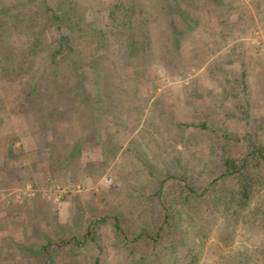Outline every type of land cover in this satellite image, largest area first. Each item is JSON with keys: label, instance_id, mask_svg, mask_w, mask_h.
Returning a JSON list of instances; mask_svg holds the SVG:
<instances>
[{"label": "rangeland", "instance_id": "rangeland-1", "mask_svg": "<svg viewBox=\"0 0 264 264\" xmlns=\"http://www.w3.org/2000/svg\"><path fill=\"white\" fill-rule=\"evenodd\" d=\"M75 2L79 14L71 9ZM47 4L51 8L58 7L36 13L32 0H0V22L4 19L6 24L16 27L18 21L24 24L26 20L23 19L28 15L32 21V16L39 18L41 22L36 24L37 28L32 27L34 22L31 24L27 21V24L31 26L29 32L36 29L42 35L43 47L46 48L57 47L58 35L53 27L60 33L69 32L70 35L73 34L74 24L83 26V32L98 27L100 33L95 30L93 38L79 42L77 49L80 62L85 64L82 66L83 86L92 95L94 92L91 89L95 88L91 85L93 69L99 66L92 63L101 60L106 54L111 55L115 43V38L108 37L107 33L111 27H117L116 5H131L135 10L140 9L131 15L130 18L135 20L131 27L136 28L145 20L143 25L146 33L139 38L148 43L145 53L150 64L145 65V74L135 91L140 104L134 102L127 107L132 111H129L128 125L131 124L134 130L138 125L133 134L138 131L139 136L133 139L138 145L140 139L145 147L137 145L131 148L128 145L119 153L127 136L124 138L122 131L118 132L121 125L114 123L110 127L113 135L110 139L113 143L111 152L116 151L113 145L120 146L116 153L120 155L115 164H100L94 160L97 158L95 150L98 144L89 138L92 135L80 141V151H75V154L69 155L71 158L66 159V154L74 144L72 132L76 116L70 117L68 112L65 118L60 119V116L55 115L49 120L50 132L36 135L23 114L10 113L8 93L15 86L25 91L36 81L30 78L34 76L32 70L22 68L25 63L32 68L25 51L19 53L21 58L15 59L19 54L12 58L22 66L15 72H0V106L4 107L0 110V165L3 158V162L9 163L5 167H12L8 168L9 172L13 170L25 182L13 187L11 183L0 179V264H66L65 255L78 261L68 264H95L92 257L99 246L103 249L101 255H104L100 264L111 263L107 260L108 249L117 251L116 255L122 257L123 250L134 244L123 235L120 226L139 227L141 223L144 227L151 226L148 221L133 219L132 213L128 211L121 214L119 219L114 218L110 211L119 207L128 208L134 200L118 196L108 199L107 195L110 192L126 196L127 184L132 192L136 190L133 183L139 181L140 176L143 178L144 172L131 179L125 173L127 169L133 173L139 166L131 162L133 157L137 161L143 157L146 161L149 151L146 146L152 149L153 139H159L160 148L164 147L163 151L168 152V155L161 156L167 158L173 155L177 163L170 165L171 170L165 168L159 171L161 174L150 172L151 175L163 176V192L166 193L165 197H172L173 202H165V213L169 211V216L161 226L162 229L168 228L169 233L151 241L152 246L147 244L150 252L145 264H156V261L157 264H241L240 254L243 253L242 260L246 258L248 264H255L251 253L260 247L257 245L263 237L256 234L260 228L254 225L253 228L248 227L249 222L245 219L255 203L264 198V192L255 195L243 210L244 221L241 219L235 225L236 233L228 234L226 222L223 219L216 222L214 219L219 215L213 213L207 203L208 190L204 194L201 191L218 177L223 168L221 163L227 155L242 157L264 145V0H48ZM35 9L39 8L36 6ZM187 12H190V18L183 15ZM200 14H203V20L196 18ZM51 15H56V19L51 20L53 25L42 28L44 20ZM90 21L94 22L87 26ZM172 30L178 35L176 46L172 41ZM22 31L27 30L23 28ZM79 36L82 38V32ZM29 37L31 35L26 39ZM124 38L129 40L132 37ZM18 39L24 50L30 46L21 37ZM16 45L18 43L15 41ZM38 54L44 55L45 52ZM38 60L35 59V62ZM44 62V68L48 70V62ZM65 65L62 62L58 69H70ZM41 67L43 69V65ZM3 74L12 77H3ZM69 75L65 77L66 86L61 85L62 92L69 86ZM56 82L50 83L45 91H57ZM56 97L52 93L51 102L47 103L51 108L64 103ZM14 101L18 108H24L19 101ZM90 105L94 108L102 106L96 99ZM139 111H143V116L140 122L132 125L138 121L134 117L139 116ZM154 130L159 132L160 137L153 134ZM171 144L173 147L169 149ZM31 149L35 150L29 151ZM30 152L36 153L32 154L36 156L34 166L32 155H28ZM217 158L220 161L218 165L215 164ZM79 163L90 171L81 182V172L76 168ZM141 166L146 167V164L142 163ZM30 167L39 173H30ZM29 174L33 181L28 179ZM62 176H65L64 180H61ZM170 178L174 180L173 184L168 183ZM118 179L123 187L111 189L110 186ZM30 195L48 201L51 215L45 221L44 217L38 218L39 227L32 228L29 223L22 231L14 229L12 224L21 225L22 218L15 212L12 214L14 205L10 204L22 203ZM64 198H68L67 206L61 204ZM93 201H99L98 206L94 203L93 207ZM46 206L39 205L38 215L47 210ZM7 212H11L10 217L5 215ZM61 217L64 219L62 223ZM44 226H47L45 232ZM43 247L50 250V257L46 258L44 251H41ZM152 258L155 260L152 261ZM112 261L116 264L114 258ZM120 262L124 263L123 260Z\"/></svg>", "mask_w": 264, "mask_h": 264}, {"label": "trees", "instance_id": "trees-1", "mask_svg": "<svg viewBox=\"0 0 264 264\" xmlns=\"http://www.w3.org/2000/svg\"><path fill=\"white\" fill-rule=\"evenodd\" d=\"M32 1L36 13L47 12L58 7V5H56L55 8H51L50 5L47 4L48 0ZM36 6L39 9L36 10ZM167 6L172 9L170 4H167ZM116 8L118 13L117 15L115 14V18L117 19L115 25L117 27H111L110 31L108 30L109 32L107 34L110 36L106 34L108 37L112 36L115 38V43L110 53L111 55L106 54L101 60H94L92 63L94 66L99 65L98 69H93L94 76L92 74L93 80H91V85L95 88H90L94 92L93 95L89 94L83 86L84 74L82 66L85 64L80 62L81 59L78 55L79 50L77 49H79V42L90 41L96 31L100 33L98 31L99 29L97 30L98 27H91L83 32V26L74 24L72 25V35H70L69 32H65V34L60 33L59 30L53 27L52 29L56 31L58 35L57 47L47 46L46 48V46L43 47L44 41L42 35L38 34L36 29H32L34 31L31 30V32H29V27L31 26L27 24V21L31 24L34 22L32 27L35 26V28H37L36 24L41 22L39 18L35 19V16H32L34 20L32 21L30 15H28L23 19L26 20L23 21L24 24H20L18 21L16 27L9 23L6 24L4 19L0 22V72H15V70L21 67L22 64L16 62L12 58H15L20 52L25 51L27 58L31 60L32 68L28 63L23 64L22 68L25 70H32L34 76L30 78L32 79L33 77V81L36 80L32 82L25 91H23V89H17L15 86V89H13L11 93H8L11 102L9 111L12 114H23L22 116L26 118V121L29 122L32 129L34 128L33 131L36 135L45 134L46 131L50 132L49 129L51 126L49 127V120H52L53 116L57 115L61 117L60 119H63L67 116L68 112V116L70 117L75 115L77 119L75 120L74 132H72L74 134V144L71 145L69 152L66 154V159L71 158L69 155L75 154V151H80L78 147L80 141L91 135L92 137L89 138H92L94 144L100 143L102 148L107 152L112 150L110 147H112L113 143L110 139L113 135L110 131V127L114 123L121 125L118 132L122 131V134L125 135L124 138L132 134L138 127L137 125L134 130V128H131V124L128 125L129 111H131V108L128 109L127 106L137 102L135 91L139 85V80H141L145 74V65L147 66L150 64L149 57L145 53V46L148 43H145V40L143 41L139 38V36L143 37L146 33V29L143 25L145 24V20L142 21V25L132 28L131 25L135 20L130 17L140 9L135 10V7H131V5L127 7L121 4L116 5ZM71 9L75 14H79L77 2L72 4ZM183 15L190 18V12L184 13ZM199 17L203 20V14L196 16V18L200 20ZM53 18L56 19V15L47 17V19L44 20L42 28H44V26L48 28V26L53 25L51 22ZM93 22H88L87 26H91ZM23 28L27 31H22ZM88 30H90L89 33H87ZM76 31H78V34H76ZM81 32L82 38L80 36L77 37ZM30 35L31 37L26 39ZM127 36L132 38L126 40L124 37ZM19 37L30 44L26 50H24L23 46L20 47ZM171 37L176 46L178 35L175 30L171 31ZM15 41L18 43L16 47L14 46ZM173 42L171 44H174ZM41 51L45 52V54H38ZM18 58H21L20 54L15 59ZM35 59L40 60L35 62ZM44 61H46V63L48 62L50 66L48 70L44 68L46 65ZM62 62H65V67H70V69H58ZM42 65L43 69L41 67ZM68 74L70 75L67 84H69L70 87L67 85L66 91L62 92L61 85L66 86L65 82L67 79H65V77ZM2 76L12 77L9 74H3ZM57 80L60 81L56 82ZM52 82L58 84V86L55 87L57 91H45V88ZM20 91L23 92L20 93ZM52 93L54 96H57L56 98L64 101L62 105L58 104L57 108H51L47 105L48 102H51ZM97 93L98 96L96 97ZM89 95H92V97ZM77 96H79V99ZM95 99L96 101L99 100L102 106H97L95 108L91 107L90 103ZM14 100L19 101L21 105H24V108H18ZM138 101L140 104L139 99ZM136 104L139 105L138 102ZM134 107L137 108L136 106ZM3 108V106H0V110ZM142 116L143 111H139V116L134 117L138 121L133 122L132 125H136V123L140 122ZM77 121L79 123H77ZM8 148L11 149L12 146L9 145ZM113 148L118 150L116 145H113ZM218 158L216 159L217 162H215L216 165L220 164ZM221 164L223 168L218 174V177L212 180L210 184L204 185L205 187L202 190L203 192L201 191V194H204L205 190H208L209 199L207 203L210 205L212 212L219 215V217H214V219L216 222L218 219H223L226 222V227L229 230L228 234L232 232L236 233V229L234 231L235 225L241 219L244 221L242 217L243 210L249 206L255 195L262 191L264 192V145L251 150L247 155L242 157H231L227 155ZM191 190L193 191V189ZM246 218L245 220L249 222L248 227L253 228L254 225L260 228V233L257 232L256 234H261L263 238L259 245H257L260 247H256L251 255L255 258V264H264V198L255 203L253 209H251L249 213L247 212ZM158 223L159 222L153 223L155 228L158 226ZM161 226L162 225L158 227L159 230H161ZM162 230L163 235L169 233L168 228ZM256 231L257 229L253 230V233ZM87 232H89V230H87ZM83 242H86V238ZM41 251H44L46 258L51 256V252L48 248L43 247ZM101 253H103V249L99 246L96 254L92 257L95 264H99L101 257L104 256L103 254L101 255ZM240 255L242 256H240L239 262L241 264H248L249 260L246 258L242 260L244 253ZM73 262L78 261L75 258L69 259L65 255L64 263L68 264Z\"/></svg>", "mask_w": 264, "mask_h": 264}, {"label": "crops", "instance_id": "crops-1", "mask_svg": "<svg viewBox=\"0 0 264 264\" xmlns=\"http://www.w3.org/2000/svg\"><path fill=\"white\" fill-rule=\"evenodd\" d=\"M152 132L154 135L160 137L159 132L157 130H154ZM135 136H137V137L139 136L138 131L134 134L132 133V134L128 135L127 139L124 140V142H123V147L120 148V146H119L118 150H116L115 152H111V153H108L106 150H104L102 148L100 143H97L98 147L95 150V154L97 155V158L94 160L96 162H100V164H103L106 162L107 164L112 166V164H115L116 160L118 159V156L120 155V154H118V155L116 154L119 151V148H120L119 153H121V152H123V149L128 145H131V148L138 145V143L135 142L133 139ZM46 138L50 139L51 137H46ZM138 140H139L138 146L144 148L145 146H143L141 144V142H140L141 140L140 139H138ZM152 144H153L152 149L150 147L146 146V148L149 149L148 153L147 154L145 153L146 154V159H145L146 161H144L143 157H140L139 161H137L133 157L131 162H134L135 164H137L139 166L136 168L135 172L132 173V172H130V169H127L129 172L126 171V173H125L126 174L125 176H127L131 179L132 176H134V175L138 176V174H141L144 172L143 178H141L142 176H140L138 179L139 181H136L133 183L134 187H136V190L134 192H132L130 189L127 188L129 186L127 184V185H125L126 189H127L126 196L124 194L117 195L116 193H110V192L107 195L108 199H110V198L115 199L116 196H118V198L128 199L130 197V198H132V200H134V201H131V206L130 207L128 206V208L122 209L121 207H119L117 210L114 209L113 211H110L111 214H113L114 218L119 219L121 214H124V212L128 211V213H132L131 217L133 219H141L145 222L148 221V224H150L151 227L150 228L144 227V225L142 223H141V225H139V227H133V225L127 226V227H121L120 226L121 230L123 231V235H126L127 237H129L131 244L132 245L134 244V246L130 247L129 249L123 250L122 253L124 255L122 257L116 255L117 251L111 252L108 249V252H107L108 259L107 260H108V262L111 261V263H109V264H115L112 261L113 258L116 260V264H145V262L148 259V253L150 252L147 244L152 246L151 241H153L155 239L158 240L163 235L162 234V231H163L162 228H161V230H159L158 227L160 225H162V222H164L165 218H167L169 216V215H167V214H169L168 213L169 211L165 213V208H166L165 202L170 201L172 203L173 198L172 197H165L166 193L163 192V188H165L163 176H161V175L155 176L153 174L151 175V173H160L159 171H163V169H165V168H167V170H171L170 165L172 163H177V162L175 161L176 159L173 157V155H171L170 157H167V158H163L161 156V154L168 155V152L163 151L164 147H163V149L160 148L159 139H157V140L153 139ZM172 147H173V145L171 144L169 146V149H171ZM177 147H178V145H177ZM153 148H155V150H153ZM32 150H35V149H31L29 151H32ZM145 152H146V150H145ZM33 153L36 154L35 152H30V153H28V155H32ZM44 153H46V152H44ZM114 154L116 156H112ZM44 155H46V154H44ZM35 157H36L35 155H32L33 159H31V162L33 163V166L36 164V161L34 160ZM111 157H115V158L113 159ZM62 160H64V159H62ZM167 160H169V161H167ZM66 161L67 160H65V162ZM165 161H167V162L165 163ZM131 162H129V163H131ZM142 163L146 164V167L141 166ZM8 164L9 163L3 162V158H2V162L0 165V166H2V167H0V179L2 180V182L11 183V185L13 187L20 186V184L22 185L25 182V181H22V180H24V178H20L22 176L16 175V173L13 170L11 172H9L8 168H12V167H5V165L8 166ZM127 167H130V166L127 165ZM76 168H78L77 171L81 172V174H80L81 178H79V181L81 182V181H83L84 175L86 173H90V171L88 168L86 169L84 164L81 165V163H79V165H77ZM29 170H30V173H33V174L39 173V171L34 169V167H33V170L31 167L29 168ZM178 170H179V168L177 170H174V171L177 172ZM65 176H62L61 180H64ZM27 177H28V179L30 178L33 181L30 174L27 175ZM173 182H174V180H172V178H170L168 183L173 184ZM33 183L35 186L36 183L35 182H33ZM168 183H166V184H168ZM121 185H122V182L118 179V181H116L114 183V185L110 186V188L111 189H117ZM175 186H177V184H175ZM122 187H123V185H122ZM113 194H114V197L112 196ZM129 195H131V196H129ZM165 198L167 200H165ZM104 199H106V198H104ZM42 202H44V203H42ZM98 202L93 201V207H94V203H96V205L98 206ZM67 203H68V198H64V201L61 200L62 205L67 206ZM8 204H10V203H7V205ZM41 204H43L44 207H45V205H47L46 206L47 210L45 212H41V214L38 215L37 211H40L39 210L40 208H38V207ZM48 204H49L48 201L43 200L39 196H33V195L27 196L23 200L22 203L10 204L12 206L14 205V209H12V211H11L12 214H14L13 212H15L17 215H19V218H22L21 219L22 220L21 225L14 226L12 224L11 227H13L14 229H19L22 231V229H24L25 227H28L29 223L32 225V228H34V226H35V228L41 226L37 223L38 218L44 217V221H45V219L49 218L51 215L50 208L48 209ZM11 212H7L5 215H9V217H10ZM133 213H135L136 215ZM125 214H127V213H125ZM62 220L64 221V219L61 217V219H60L61 223H62ZM149 220H152V222L150 223ZM157 222H159V223L157 224L158 226L156 225L157 227L155 228V225H153V223L155 224ZM47 224H49V223L47 222ZM45 228H47V226L43 227L44 232H45ZM149 238H150V240H149ZM122 260L124 261V263L120 262ZM151 260L153 261L155 259L152 258ZM156 264H157V261H156Z\"/></svg>", "mask_w": 264, "mask_h": 264}]
</instances>
